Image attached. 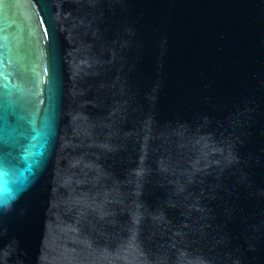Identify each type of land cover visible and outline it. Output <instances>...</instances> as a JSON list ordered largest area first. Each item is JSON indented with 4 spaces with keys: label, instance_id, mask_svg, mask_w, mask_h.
Returning a JSON list of instances; mask_svg holds the SVG:
<instances>
[{
    "label": "water",
    "instance_id": "1",
    "mask_svg": "<svg viewBox=\"0 0 264 264\" xmlns=\"http://www.w3.org/2000/svg\"><path fill=\"white\" fill-rule=\"evenodd\" d=\"M0 264H264V0H0Z\"/></svg>",
    "mask_w": 264,
    "mask_h": 264
}]
</instances>
